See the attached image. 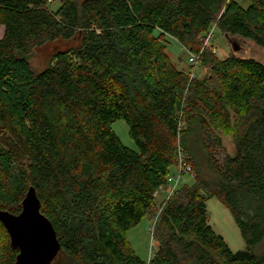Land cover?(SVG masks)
<instances>
[{"label": "trees", "instance_id": "16d2710c", "mask_svg": "<svg viewBox=\"0 0 264 264\" xmlns=\"http://www.w3.org/2000/svg\"><path fill=\"white\" fill-rule=\"evenodd\" d=\"M246 1L62 0L53 10L49 0H0V210L19 214L35 188L61 244L52 264L61 255L76 264H264V64L219 59L206 45L218 28L264 48V0ZM167 38L209 76L180 70ZM58 42L70 45L55 46L37 71L28 57ZM119 120L136 149L113 130ZM229 127L236 152L221 163ZM183 162L194 182L173 185ZM167 185L174 191L159 209ZM213 196L247 249L233 251L209 223ZM145 217L156 218L149 261L126 236ZM19 252L0 222V264H17Z\"/></svg>", "mask_w": 264, "mask_h": 264}, {"label": "rangeland", "instance_id": "374dc122", "mask_svg": "<svg viewBox=\"0 0 264 264\" xmlns=\"http://www.w3.org/2000/svg\"><path fill=\"white\" fill-rule=\"evenodd\" d=\"M62 0H54L51 4L53 10L59 8ZM245 7L249 5L246 0H239ZM4 34V27L0 26V39ZM69 43V42H67ZM65 42H58L49 44L28 57L31 65L37 70L41 71L44 69L49 61L47 53L53 50L56 46L68 47L70 44ZM167 46V53L174 64L180 70H189L191 67L189 58L191 52L185 50L184 47L175 39H165ZM208 48L219 58L224 59L230 55H236L241 58L255 59L264 64V48L256 44L253 40L243 38L236 35H226L222 33L218 28L213 30L210 41L206 42ZM237 47V49H236ZM203 49V48H202ZM192 68V73L200 79H204L209 76V68L205 65H197L196 68ZM194 69V71H193ZM192 75V74H191ZM113 130L120 137L122 142L133 149H136V145L129 135V126L123 120H119L112 125ZM222 139V147L219 149L218 159L221 163L225 161L227 156H233L236 152L235 146V133L232 127L226 132L220 133ZM183 158L186 156L183 154ZM199 163L201 169L206 177H209L211 171L207 165L206 159H204L202 153H200ZM190 166V165H188ZM180 172V166L176 167L171 174H175V178L178 177ZM192 172V170H191ZM177 175V176H176ZM176 180V179H175ZM194 182L193 173L183 172L180 181L177 186H183L185 184L192 185ZM174 185V181H173ZM172 187L167 185L162 187L156 194L157 208L161 209V206L168 201L169 191ZM207 209L209 214V223L214 230L223 236L225 242L233 251H240L247 249V244L242 232L235 221L232 212L228 207L216 196L210 197L207 200ZM156 218L148 217L143 218L142 221L135 227L127 231L126 236L129 244L134 251L144 260L149 261L151 254L154 249L158 246V240L153 237V225L155 224ZM264 250V242L262 246L258 247V251ZM56 264H76L75 261L68 258L65 255H61L60 259Z\"/></svg>", "mask_w": 264, "mask_h": 264}, {"label": "water", "instance_id": "95a60500", "mask_svg": "<svg viewBox=\"0 0 264 264\" xmlns=\"http://www.w3.org/2000/svg\"><path fill=\"white\" fill-rule=\"evenodd\" d=\"M0 222L10 235L12 246L20 251L17 264H52L58 257L61 244L57 232L42 213L34 187L23 199L19 214L0 210Z\"/></svg>", "mask_w": 264, "mask_h": 264}, {"label": "built area", "instance_id": "2783aa9c", "mask_svg": "<svg viewBox=\"0 0 264 264\" xmlns=\"http://www.w3.org/2000/svg\"><path fill=\"white\" fill-rule=\"evenodd\" d=\"M50 2H52L53 0H49ZM213 33L210 32L206 38V42H208L210 39H211V34ZM189 62L191 64L192 67L196 68V66L198 65V62H199V56L197 54H194V53H191L190 54V58H189ZM194 71V69H193ZM194 75V73H192V76ZM191 166H188L187 164H185L184 162L180 164V172H179V175H178V178L176 179L174 176H169L168 177V181L169 182H173L175 181H178L180 179V176L183 172H190L191 173ZM173 189L171 188V190L169 191V195H172L173 193Z\"/></svg>", "mask_w": 264, "mask_h": 264}, {"label": "bare ground", "instance_id": "6f19581e", "mask_svg": "<svg viewBox=\"0 0 264 264\" xmlns=\"http://www.w3.org/2000/svg\"><path fill=\"white\" fill-rule=\"evenodd\" d=\"M53 2V1H52ZM190 63V62H189ZM191 65V64H190ZM192 67V66H191ZM197 67V66H196ZM177 176V175H176ZM181 177V176H180ZM178 177H176V179H177ZM168 179V178H167ZM176 181V180H175ZM180 181V179L178 180V181H176V183H178ZM158 193V192H157ZM156 193V194H157Z\"/></svg>", "mask_w": 264, "mask_h": 264}]
</instances>
